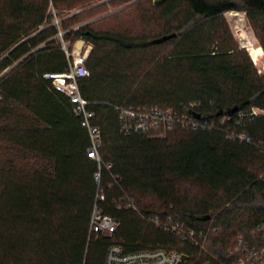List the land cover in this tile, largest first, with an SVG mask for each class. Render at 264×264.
Listing matches in <instances>:
<instances>
[{
    "label": "trees",
    "instance_id": "16d2710c",
    "mask_svg": "<svg viewBox=\"0 0 264 264\" xmlns=\"http://www.w3.org/2000/svg\"><path fill=\"white\" fill-rule=\"evenodd\" d=\"M227 11L245 13L264 52V0H0V264H103L113 244L195 257L141 215L176 214L197 229L214 217L218 256L264 227V115L237 116L264 110V73ZM66 40L69 52L91 44L78 87L101 130L100 166L81 118L43 77L68 67ZM189 104L199 118L231 119L162 137L120 132L117 106ZM95 205L118 221L109 236L89 231Z\"/></svg>",
    "mask_w": 264,
    "mask_h": 264
},
{
    "label": "built area",
    "instance_id": "2783aa9c",
    "mask_svg": "<svg viewBox=\"0 0 264 264\" xmlns=\"http://www.w3.org/2000/svg\"><path fill=\"white\" fill-rule=\"evenodd\" d=\"M51 13H55L53 9ZM53 23L56 25L59 23L56 16H54ZM58 36L62 38V32H59ZM78 43L80 48H75L77 52L74 54L68 51L66 43L62 41V47L58 52L61 51L67 57H71L68 67L59 73H46L43 77L50 79L53 89L68 99L71 106L70 112L81 118V126L87 130L89 136L86 155L100 166L101 158L98 149L101 146V130L91 122L94 111L88 108L90 102L81 96L78 87V79L89 74L85 61L91 44L83 40L77 41ZM192 108V104L183 106L185 112L178 113L161 106L115 107L121 133L147 134L151 137H162L173 126L191 131L212 130L223 127L226 121L231 119L229 116L202 119L194 115ZM258 115H264V110L252 107L247 111L237 113V116L241 118H253ZM227 130L228 138L248 140L244 133ZM105 167L109 169L111 164H106ZM94 179L99 181V172L94 173ZM99 198L102 199L103 196L100 195ZM141 217L165 233L175 235L193 247L196 252L195 257L166 249L125 252L120 245L113 244L107 249L103 264H193L200 261L202 257H205L202 264H264V227L252 230L250 237L238 236L225 252L218 256L213 253L219 236V230L214 226V217H210L205 225L198 229L187 226L176 214L158 213L148 216L141 215ZM117 227L116 219L104 214L96 205L93 207L89 223L91 233L109 236L116 231Z\"/></svg>",
    "mask_w": 264,
    "mask_h": 264
},
{
    "label": "rangeland",
    "instance_id": "374dc122",
    "mask_svg": "<svg viewBox=\"0 0 264 264\" xmlns=\"http://www.w3.org/2000/svg\"><path fill=\"white\" fill-rule=\"evenodd\" d=\"M103 1V0H102ZM135 1V0H134ZM129 3V2H128ZM123 5H126L125 3L122 4ZM118 6L119 7V3H116L114 6H111L109 8H107L108 11H112L115 9V7ZM62 12H60V14H66L68 11L67 10H61ZM235 14L237 13L238 15H241L242 18H243V21H244V24L242 26L239 25V23L236 22V20L234 19L233 15L232 14ZM222 16L224 17V19L226 20L227 22V25L230 29V31L232 32L233 36H234V39L237 41V43L239 44V46L245 50H247L253 64L255 65V67L257 68L258 72L259 73H264V52L262 50V56L258 58V60L256 62H254L251 54H250V51L247 49V47L244 46V39L247 38L248 40L250 39L252 41V43L255 45V46H259L258 44V41L257 39L255 38L254 34H253V31L252 29L249 27L248 25V22L246 20V17H245V13L242 12V11H227V12H224L222 14ZM241 29V30H240ZM243 30V31H242ZM63 33V32H62ZM243 38V39H242ZM79 41V40H77ZM77 41H75L73 44H72V53H76L77 51L74 50L75 48L76 49H79L80 48V45L79 43L77 44ZM243 41V42H242ZM66 43V46L69 47L70 45V40H66L65 41ZM260 47V46H259ZM261 61V62H260ZM11 67H9L8 69H6L3 73L7 72Z\"/></svg>",
    "mask_w": 264,
    "mask_h": 264
},
{
    "label": "bare ground",
    "instance_id": "6f19581e",
    "mask_svg": "<svg viewBox=\"0 0 264 264\" xmlns=\"http://www.w3.org/2000/svg\"><path fill=\"white\" fill-rule=\"evenodd\" d=\"M230 14H232V13H230ZM232 15H233L234 19L236 20V22L239 23L240 26L244 27L243 26L244 21H243L242 16L238 15L237 13L232 14ZM244 46L247 47V49L250 51V54H251L254 62H256L258 60V58L262 56V48L259 46H255L250 39L249 40L247 38L244 39Z\"/></svg>",
    "mask_w": 264,
    "mask_h": 264
},
{
    "label": "water",
    "instance_id": "95a60500",
    "mask_svg": "<svg viewBox=\"0 0 264 264\" xmlns=\"http://www.w3.org/2000/svg\"><path fill=\"white\" fill-rule=\"evenodd\" d=\"M103 1H107V0H103ZM15 47V46H14Z\"/></svg>",
    "mask_w": 264,
    "mask_h": 264
}]
</instances>
